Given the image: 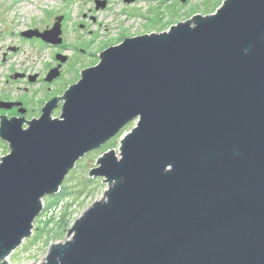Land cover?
<instances>
[{
    "label": "water",
    "instance_id": "obj_1",
    "mask_svg": "<svg viewBox=\"0 0 264 264\" xmlns=\"http://www.w3.org/2000/svg\"><path fill=\"white\" fill-rule=\"evenodd\" d=\"M62 19L21 35L60 45ZM98 57L38 117L0 116V264L75 162L133 120L90 171L104 195L39 264H264V0H222Z\"/></svg>",
    "mask_w": 264,
    "mask_h": 264
},
{
    "label": "rangeland",
    "instance_id": "obj_2",
    "mask_svg": "<svg viewBox=\"0 0 264 264\" xmlns=\"http://www.w3.org/2000/svg\"><path fill=\"white\" fill-rule=\"evenodd\" d=\"M97 1L0 0V94H15L19 91L23 98L38 105V101L48 96L62 95L69 85L77 82L82 69L97 64L101 45L103 48L118 42L120 38L123 41L125 37L165 31L192 15L214 13L221 4L220 0H105L104 7L96 9ZM59 15L63 16L61 38L65 47L19 35L27 29L43 31L51 28L55 17ZM86 42L89 43L84 45ZM3 52L7 53L6 56ZM57 53L66 55L67 60L61 64L63 73L51 85V89H47L44 83L30 81V78L27 82H15L8 75H13L14 70H24L30 73V77L38 74V77L41 75L45 78L49 72L48 65L54 64L55 67L59 63L55 59ZM6 79L10 80L9 83H6ZM23 87L27 88L26 91ZM60 113V107H57L52 117H58ZM0 115L9 117V113ZM39 115L32 112L27 117L32 119ZM136 122L130 121L106 143L80 157L65 175L60 191L42 198L43 209L33 222L32 233L7 256L9 264H39L44 261L52 244L70 238L67 232L73 222L94 201L99 200L108 188L103 177L90 175L91 169L97 166V159L108 149L113 148L119 156L120 140ZM8 152V146L0 141V156ZM62 192L63 202L56 208H48L50 197ZM70 202L71 206L65 216L69 224L65 229L60 228L62 224H56L60 212L67 209L66 205ZM55 232L59 235L53 237Z\"/></svg>",
    "mask_w": 264,
    "mask_h": 264
},
{
    "label": "flooded vegetation",
    "instance_id": "obj_3",
    "mask_svg": "<svg viewBox=\"0 0 264 264\" xmlns=\"http://www.w3.org/2000/svg\"><path fill=\"white\" fill-rule=\"evenodd\" d=\"M81 26H83V25H81ZM19 35L22 38H25L23 35H21V32L19 33ZM34 38L37 39L38 41H42L38 37H34ZM120 42H121V38L119 39L118 42L108 44L107 46H105L103 48H101V46H102L101 45L99 48L102 51L105 48H108L110 46H115V45L119 44ZM88 43L89 42H86V43H84V45H87ZM59 47H65L63 41L59 45ZM10 48H12V47H10ZM6 54H7L6 52H3L4 56H6ZM55 59H56V57H55ZM48 66H49L48 70H50L52 67H54V64L53 65H48ZM61 69H62V66H61ZM61 69H60V74H59L60 76L63 73V71L61 72ZM8 75L11 76L15 82H19V81L27 82L28 79L30 78V73L28 71H24V70H21V71L14 70V74L13 75H11L10 73ZM37 77H38V74L36 76V80L35 81H37L39 83H44L46 85L47 89H51V85H53L56 82L57 78H58L57 77V78L53 79L51 82H47V81H45V78L43 76L40 75L38 78ZM9 81H10L9 79H6V83H9ZM16 88L17 89H22V87H20V86H16ZM26 89H27L26 87H23V90L26 91ZM19 93L20 92L17 91V92H15V94L8 93V92H5L2 95L0 94V103H7V104L10 105V106H8V105L1 106L0 107V113H9V117H12V116H15V117L24 116L26 119H28L29 118V117H27L28 113H32V112L41 113L42 112V107L45 105V103L48 100H50L51 98H54V97H60L61 96V95L48 96V97L44 98L43 100L38 101V105H35V104H33V101H30V100H27L26 98H23L22 93H20V94ZM62 103H63L62 101L58 102V104L52 109L51 113L57 107H60V110H61ZM0 141H2V140H0ZM2 142L7 145L6 142H4V141H2Z\"/></svg>",
    "mask_w": 264,
    "mask_h": 264
},
{
    "label": "trees",
    "instance_id": "obj_4",
    "mask_svg": "<svg viewBox=\"0 0 264 264\" xmlns=\"http://www.w3.org/2000/svg\"><path fill=\"white\" fill-rule=\"evenodd\" d=\"M221 2H222V0H220V3ZM63 197H64V193L63 192L60 195H55L54 197H50V200L51 201L47 204L48 205V208H52V207L53 208H56V207H58L59 206V203L60 202H63ZM66 206H68V208L67 209H64V210H62L60 212V218L58 219V222L56 223V224H58V226H60L62 224V226L60 228H64V227L66 228L68 226V224H69L68 221H67V219H65V216L67 215L68 209L71 206V202L68 203ZM53 218H54V216L52 217V219ZM58 235H59L58 232H55L52 236L53 237H56Z\"/></svg>",
    "mask_w": 264,
    "mask_h": 264
},
{
    "label": "bare ground",
    "instance_id": "obj_5",
    "mask_svg": "<svg viewBox=\"0 0 264 264\" xmlns=\"http://www.w3.org/2000/svg\"><path fill=\"white\" fill-rule=\"evenodd\" d=\"M7 261H8V258H7Z\"/></svg>",
    "mask_w": 264,
    "mask_h": 264
}]
</instances>
